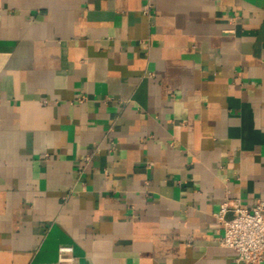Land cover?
I'll use <instances>...</instances> for the list:
<instances>
[{
    "label": "crops",
    "instance_id": "crops-1",
    "mask_svg": "<svg viewBox=\"0 0 264 264\" xmlns=\"http://www.w3.org/2000/svg\"><path fill=\"white\" fill-rule=\"evenodd\" d=\"M235 199L264 201V0H0V264H232Z\"/></svg>",
    "mask_w": 264,
    "mask_h": 264
},
{
    "label": "built area",
    "instance_id": "built-area-1",
    "mask_svg": "<svg viewBox=\"0 0 264 264\" xmlns=\"http://www.w3.org/2000/svg\"><path fill=\"white\" fill-rule=\"evenodd\" d=\"M216 218L223 230L220 244L237 253L232 264L264 262V201L246 207L240 199L225 200ZM55 264L80 263L71 251L60 250Z\"/></svg>",
    "mask_w": 264,
    "mask_h": 264
}]
</instances>
